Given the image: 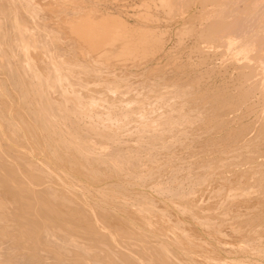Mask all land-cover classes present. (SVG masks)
<instances>
[{
    "label": "rangeland",
    "instance_id": "374dc122",
    "mask_svg": "<svg viewBox=\"0 0 264 264\" xmlns=\"http://www.w3.org/2000/svg\"><path fill=\"white\" fill-rule=\"evenodd\" d=\"M27 2L0 0V264H264V0ZM125 27L134 54L90 42Z\"/></svg>",
    "mask_w": 264,
    "mask_h": 264
},
{
    "label": "bare ground",
    "instance_id": "6f19581e",
    "mask_svg": "<svg viewBox=\"0 0 264 264\" xmlns=\"http://www.w3.org/2000/svg\"><path fill=\"white\" fill-rule=\"evenodd\" d=\"M30 2H32L33 0H29ZM30 2H27V8H29L28 10H31V14L30 15H32V11H33V17H34V15L36 16V13L35 12H37V10L38 11H40V13H41V10H39V9H34V7H32L33 5H35L36 7H37V5L36 4H33V5H31V3ZM176 2V1H175ZM186 2V1H185ZM212 2V1H211ZM61 3V2H60ZM166 3V2H165ZM187 4H188V2H186ZM214 3H215V1H214ZM213 4V3H212ZM68 5V4H67ZM184 5V4H183ZM215 5V4H214ZM66 6V5H65ZM80 6V5H79ZM175 6V5H174ZM39 7V6H38ZM67 7V6H66ZM39 8H41L42 9V7H39ZM44 8V7H43ZM54 8H55V6H54ZM58 8V7H57ZM218 8V7H217ZM46 9V8H45ZM65 9V8H64ZM210 9V8H209ZM62 10V9H61ZM80 10V9H79ZM187 10V9H186ZM53 11V10H52ZM74 11V10H73ZM63 12V11H62ZM72 12V11H71ZM83 12V11H82ZM213 12V11H212ZM80 13H81V11H80ZM97 13V12H96ZM105 13V12H104ZM9 14H11V13H9ZM13 14H14V12H13ZM55 14H57V13H55ZM92 14V13H91ZM38 15H40V14H38ZM38 15H37V17H38ZM61 16V15H60ZM76 16V15H75ZM80 16V15H79ZM94 16V15H93ZM18 17V16H17ZM36 17V18H37ZM40 17V16H39ZM43 17V16H42ZM80 17H82V16H80ZM79 17V18H80ZM84 17H85V15H84ZM101 17V16H100ZM35 18V19H36ZM41 18V17H40ZM39 18V19H40ZM191 18V17H190ZM17 19V18H16ZM54 19V18H53ZM84 19V18H83ZM98 19V18H97ZM105 19V18H104ZM40 20H42V18L40 19ZM40 20H38L39 22H40ZM94 20V19H93ZM50 21H52V20H50ZM54 21H55V19H54ZM58 21V20H57ZM121 21H122V19H121ZM42 22V21H41ZM71 22V21H70ZM82 22V21H81ZM80 22V23H81ZM101 22V21H100ZM105 22V21H104ZM117 22V21H116ZM116 22H114L113 24H115ZM189 22V21H188ZM38 23V22H37ZM51 23V22H50ZM60 23V22H59ZM83 23H84V21H83ZM86 23V22H85ZM111 23V22H110ZM19 24V23H18ZM18 24H16V25H18ZM42 24H43V22H42ZM118 24H119V22H118ZM122 24V22L120 23V25ZM217 24V23H216ZM222 24V23H221ZM39 26H40V24H38ZM44 25V24H43ZM63 25V24H62ZM69 25V24H68ZM84 25V24H83ZM87 25V24H86ZM108 25H109V22H108ZM122 25H126V23L125 24H122ZM183 25V24H182ZM190 25V24H189ZM223 25V24H222ZM19 26H21V25H19ZM54 26V25H53ZM77 26V25H76ZM78 26H79V23H78ZM77 26V27H78ZM111 26H113L112 24H111ZM127 26V25H126ZM192 26H194V25H192ZM48 26H46V28H47ZM114 27V26H113ZM189 27V26H188ZM209 27V26H208ZM224 27V26H223ZM222 27V28H223ZM24 28V27H23ZM32 28V27H31ZM50 28V27H49ZM48 28V29H49ZM67 28H68V26H67ZM83 28V27H82ZM85 28V27H84ZM110 28V27H109ZM108 27H106L105 29H109ZM112 28V27H111ZM115 28H117V27H115ZM114 28V29H115ZM121 28H122V26H121ZM134 28V27H133ZM192 28V27H191ZM204 28V27H203ZM209 28H211V26L209 27ZM62 29V28H61ZM78 29H80V28H78ZM87 29V28H86ZM97 29V28H96ZM104 28L102 29L101 28V30H97V32H95V34H97L98 35V38H95V40L93 39L92 40V38L90 37V39H91V43H92V45H95V44H98L97 46H100V53H103L102 54V56H104L105 58H108V57H110V56H113L114 55V53L115 52H117L118 51V49L120 48V50H119V54H120V52L121 53H124V54H134V52L137 50V48H138V45H137V40L135 39V35H134V33H132V30H131V32L129 31H127V28L125 27V29H123L124 30V32L125 33H123V35H121V33L120 32H122V31H119V30H116L115 32H111V34H110V36H109V34H108V36L107 35H105L104 34V30H105ZM128 29H130V27H128ZM132 29V28H131ZM134 29H136V28H134ZM184 29H186V28H184ZM217 29H219L218 27H217ZM44 30H46V29H43L42 31H44ZM51 28H50V31L49 32H51ZM69 30V29H68ZM187 30H189V29H187ZM214 30H216V28L214 29L213 28V33H215L214 32ZM47 31V30H46ZM54 31V30H53ZM60 31V30H59ZM62 31V30H61ZM77 31V30H76ZM95 31V30H94ZM107 31V33H110L108 30H106ZM138 31V30H137ZM137 31H135V32H137ZM143 31V30H142ZM141 31V32H142ZM146 31V30H145ZM151 31V30H150ZM193 30H191L190 32H192ZM74 32V31H73ZM72 32V33H73ZM92 32V31H91ZM116 32H118V33H116ZM141 32H139V33H141ZM212 32V31H211ZM220 32V31H219ZM47 33H48V31H47ZM52 33V32H51ZM65 33V32H64ZM67 33V32H66ZM65 33V34H66ZM77 33H78V31H77ZM84 33V32H83ZM87 33V32H86ZM144 33V32H143ZM147 33H149V32H147ZM212 33V34H213ZM21 34H22V32H21ZM49 35L48 36H50V33H48ZM68 34V33H67ZM144 34H146V33H144ZM154 34V33H153ZM206 34V33H205ZM207 34H209V32H207ZM41 35V34H40ZM52 35V34H51ZM59 35V34H58ZM64 35V34H63ZM75 35V34H74ZM76 35H78V34H76ZM88 35H89V33H88ZM92 35V34H91ZM127 35H129L131 38L130 39H127L126 38V40L124 39ZM140 35V34H139ZM156 34H154V36H155ZM210 35V34H209ZM36 36V35H35ZM46 37H47V35H45ZM69 36V35H68ZM78 36H80V35H78ZM83 36V35H82ZM82 36H80V37H82ZM137 36V35H136ZM142 37H144V38H147L145 35H141ZM201 36V35H200ZM213 36V35H212ZM227 36V35H226ZM55 37H56V35H55ZM58 37V36H57ZM72 37H73V35H72ZM79 37V38H80ZM89 37V36H88ZM93 37V36H92ZM128 37V36H127ZM142 37H140V38H142ZM157 37V36H156ZM202 37V36H201ZM206 37H208V36H206ZM211 37V36H210ZM52 41H55V40H53V39H56V38H51V37H49ZM49 38H48V40H49ZM85 38V37H84ZM153 37H151V39H152ZM67 39V38H66ZM74 39V38H73ZM75 39H77V38H75ZM83 39V38H82ZM85 39H87V37L85 38ZM84 39V40H85ZM90 39H88V40H90ZM119 39H121V40H123L122 41V43L121 44H119V42L121 41H119ZM143 39V38H142ZM150 39V38H149ZM159 39H160V37H159ZM47 40V41H48ZM141 40V39H140ZM162 40V39H161ZM24 41V40H23ZM26 41V40H25ZM24 41V42H25ZM46 41V42H47ZM61 40H59L58 42H60ZM74 41V40H73ZM86 41V40H85ZM149 41H151V40H149ZM155 41V40H154ZM200 41V40H199ZM219 41V40H218ZM22 42V41H21ZM45 42V43H46ZM49 42V41H48ZM47 42V43H48ZM51 42V41H50ZM48 43V45H46L47 47L48 46H51L53 43H55L54 45H56V42H57V40L55 41V42H53L52 44L51 43ZM57 42V43H58ZM63 42V41H62ZM152 42H153V40H152ZM152 42H150V44L152 43ZM210 42V41H209ZM33 43H35V42H33ZM46 43V44H47ZM61 43V42H60ZM60 43H59V45H60ZM79 43V42H78ZM82 43V42H81ZM87 43H88V41H87ZM116 43V44H115ZM118 43V44H117ZM145 43V42H144ZM144 43L142 44V45H144ZM146 43H149L148 41L146 42ZM205 43V42H204ZM23 44V43H22ZM30 44H31V42H30ZM51 44V45H50ZM80 44V43H79ZM83 44H84V42H83ZM102 46H101V45ZM115 44V45H114ZM138 44H140V43H138ZM154 44V43H153ZM159 44V43H158ZM220 44V43H219ZM21 45V44H20ZM32 45V44H31ZM34 45V44H33ZM58 45V47H61L62 48V46L60 45L59 46ZM108 45H113V46H111V47H109ZM120 45V46H119ZM206 45V44H205ZM221 45V44H220ZM53 46V45H52ZM81 46V45H80ZM85 46V45H84ZM108 46V47H107ZM119 46V47H118ZM140 46V45H139ZM145 46H147V45H145ZM149 46V45H148ZM157 46V45H156ZM217 46V44H215V47ZM23 47V50H27L28 51V44H26V43H24V45L22 46ZM53 47H55V46H53ZM86 47V46H85ZM96 47V46H95ZM113 47H114V49H113ZM143 47V46H142ZM161 46H159V48H160ZM57 48V47H56ZM88 48V47H87ZM150 48V47H149ZM59 49V48H58ZM57 49V50H58ZM63 49V48H62ZM91 49V48H90ZM144 49V48H143ZM158 49V48H157ZM229 49V48H228ZM50 50V49H49ZM56 50V51H57ZM61 49H59V52H61L60 51ZM79 50V49H78ZM82 50V49H81ZM83 50H84V48H83ZM82 50V51H83ZM139 50V49H138ZM145 50H148V48L147 49H145ZM200 50H202V49H200ZM241 50V49H240ZM54 51V50H53ZM77 51V50H76ZM88 51V50H87ZM62 52H65V50L63 51L62 50ZM93 52V51H92ZM138 52V51H137ZM142 52H143V50H142ZM211 52H213V51H211ZM79 53V52H78ZM118 53V52H117ZM53 54V53H52ZM64 54V53H63ZM62 54V55H63ZM66 54V53H65ZM81 54V53H80ZM80 54H78V55H80ZM118 54V55H119ZM144 54H146V53H144ZM148 54V53H147ZM43 55V54H42ZM57 55H58V53H57ZM60 55V54H59ZM86 55V54H85ZM138 55V54H137ZM25 56V55H24ZM36 56V55H35ZM49 56V55H48ZM47 56V57H48ZM54 56V55H53ZM81 56V55H80ZM96 56V55H95ZM101 56V55H100ZM141 56V55H140ZM139 56V57H140ZM142 56H143V54H142ZM208 56V55H207ZM215 56V55H214ZM38 57V56H37ZM50 57V56H49ZM48 57V58H49ZM59 57V56H58ZM70 57V56H69ZM83 57H85V56H83ZM93 57H94V55H93ZM120 57V56H119ZM118 56H117V58H119ZM134 57V56H133ZM163 57V56H162ZM29 58V57H28ZM42 58V57H41ZM61 58H62V56H61ZM97 58V57H96ZM99 58V57H98ZM101 58H103V57H101ZM123 58V57H122ZM51 59V58H50ZM60 59V58H59ZM59 59L58 60H56V61H59ZM66 58H63V62L64 63H66L67 61L65 60ZM91 59V58H90ZM109 59V58H108ZM110 59H113V58H110ZM135 59V58H134ZM31 60V59H30ZM67 60H68V58H67ZM75 60V59H74ZM77 60H79V59H77ZM100 60V59H99ZM103 60V59H102ZM107 60V59H106ZM131 60H133L132 58H131ZM52 61V60H51ZM69 61V60H68ZM88 61V60H87ZM94 61V60H93ZM109 61V60H108ZM117 61H118V59H117ZM119 61H120V59H119ZM135 61V60H134ZM143 61V60H142ZM259 61V60H258ZM29 62V61H28ZM27 62V63H28ZM52 62H54V61H52ZM62 61L60 62V64H64ZM89 62V61H88ZM88 62H86V63H88ZM129 62V61H128ZM131 62V61H130ZM68 63V62H67ZM74 63H76L75 61H74ZM73 63V64H74ZM84 63H85V61H84ZM83 63V64H84ZM107 63V62H106ZM113 63V62H112ZM124 63V62H123ZM127 63V62H126ZM145 63V62H144ZM54 65L56 64V62H54L53 63ZM58 64V63H57ZM70 64V63H69ZM68 64V65H69ZM80 64V63H79ZM90 64H92V63H90ZM100 64V63H99ZM101 64H102V62H101ZM108 64V63H107ZM111 64V63H110ZM245 64V63H244ZM85 65V64H84ZM102 65H106V64H102ZM125 65V64H124ZM129 65V64H128ZM30 66H31V64H30ZM59 66V65H58ZM64 66V65H63ZM66 66V68H68L67 67V65H65ZM92 66V65H91ZM114 66V65H113ZM200 66V65H199ZM24 67V66H23ZM55 67H57V66H55ZM71 67V66H70ZM104 67V66H103ZM109 67V66H108ZM118 67V66H117ZM120 67V66H119ZM30 68V67H29ZM58 68V67H57ZM80 68V67H79ZM92 68V67H91ZM245 68H246V66H245ZM39 69V68H38ZM114 69V68H113ZM128 69V68H127ZM75 70H77V69H75ZM103 70V69H102ZM101 70V71H102ZM159 70V69H158ZM160 70H161V68H160ZM251 70V69H250ZM255 70V69H254ZM30 71V70H29ZM72 71H74V70H72ZM99 71V70H98ZM104 71V70H103ZM108 71V70H107ZM106 71V72H107ZM146 71H148V68H147V70ZM63 72V71H62ZM160 72V71H159ZM105 73V72H104ZM123 73V72H122ZM121 73V74H122ZM141 73V72H140ZM147 73V72H146ZM41 74V73H40ZM130 74V73H129ZM132 74V73H131ZM158 74V73H157ZM34 75H35V73H34ZM69 75V74H68ZM120 75V74H119ZM124 75V74H123ZM135 75V74H134ZM70 76V75H69ZM82 76V75H81ZM88 76V75H87ZM103 76V75H102ZM106 76V75H105ZM122 76V75H121ZM128 76V75H127ZM173 76H174V74H173ZM179 76V75H178ZM61 77V76H60ZM115 77H117V76H115ZM164 77V76H163ZM177 77V76H176ZM93 78V77H92ZM118 78V77H117ZM120 78V77H119ZM129 78V77H128ZM173 78V77H172ZM64 79V78H63ZM62 79V80H63ZM82 79H84V77L82 78ZM158 79V78H157ZM202 79V78H201ZM247 79V78H246ZM245 79V80H246ZM30 80V79H29ZM81 80V79H80ZM85 80H88V78L86 79V76H85ZM102 80H103V78H102ZM166 80V79H165ZM58 81H60V80H58ZM104 81V80H103ZM114 81V80H113ZM127 81V80H126ZM169 81V80H168ZM258 81V80H257ZM78 82H80V81H78ZM95 82H97V81H95ZM102 82V81H101ZM136 82V81H135ZM160 82V81H159ZM185 82V81H184ZM199 82V81H198ZM70 83V82H69ZM68 83V84H69ZM88 83V82H87ZM98 83V82H97ZM96 83V84H97ZM83 84V83H82ZM89 84V83H88ZM94 84V83H93ZM104 84V83H103ZM166 84V83H165ZM173 84V83H172ZM178 84V83H177ZM86 85V84H85ZM90 86V85H89ZM88 86V87H89ZM94 86V85H93ZM73 87V86H72ZM92 87V86H91ZM258 87V86H257ZM75 88V87H74ZM96 88V87H95ZM112 88V87H111ZM190 88V87H189ZM90 89V88H89ZM98 89V88H97ZM101 89V88H100ZM236 89V88H235ZM66 90V89H65ZM106 90V89H105ZM104 90V91H105ZM40 92V91H39ZM40 94H42V93H40ZM44 94V93H43ZM42 94V95H43ZM89 94V93H88ZM105 95V94H104ZM233 95V94H232ZM245 95V94H244ZM97 96V95H96ZM100 97V96H99ZM130 97V96H129ZM104 98V97H103ZM102 98V99H103ZM50 99V98H49ZM207 99V98H206ZM98 100V99H97ZM44 101V100H43ZM133 102V101H132ZM228 102H230V101H228ZM84 103V102H83ZM44 104H46V102L44 103ZM43 104V105H44ZM48 106V105H47ZM50 110V109H49ZM208 112V111H207ZM234 112V111H233ZM52 114V113H51ZM210 117H211V115H210ZM62 118V117H61ZM222 118V117H221ZM216 119V118H215ZM242 120V119H241ZM61 121V120H60ZM244 128V127H243ZM231 137V136H230ZM264 145V144H263ZM195 155V154H194ZM92 161V160H91ZM244 165V164H243ZM230 177V176H229ZM263 180V179H262ZM245 187V186H244ZM243 189H245V188H243ZM5 211V210H4ZM1 215V214H0ZM5 215V214H4ZM8 216V215H7ZM245 218V217H244ZM23 238V237H22ZM1 242V241H0ZM1 246V245H0ZM185 252V251H184ZM8 254V253H7ZM36 256V255H35ZM30 257V256H29ZM28 258V257H27ZM7 260V259H6ZM25 260V259H24ZM31 260V259H30ZM28 261V260H27ZM27 264H28V262H27ZM36 264V263H35ZM39 264V263H38Z\"/></svg>",
    "mask_w": 264,
    "mask_h": 264
}]
</instances>
